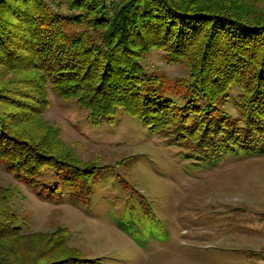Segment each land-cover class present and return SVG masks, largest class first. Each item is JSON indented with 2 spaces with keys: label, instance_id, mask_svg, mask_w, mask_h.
Returning a JSON list of instances; mask_svg holds the SVG:
<instances>
[{
  "label": "trees",
  "instance_id": "obj_1",
  "mask_svg": "<svg viewBox=\"0 0 264 264\" xmlns=\"http://www.w3.org/2000/svg\"><path fill=\"white\" fill-rule=\"evenodd\" d=\"M231 3L0 0V64L29 70L21 86L0 85V162L40 198L62 197L65 184L72 200L90 199V179L103 165L79 163L56 137L32 128L48 87L74 98L93 123L125 111L205 161L263 150L264 9ZM154 48L183 62L186 73L169 77L144 65ZM233 85L241 88L236 95ZM230 98L237 115L225 108ZM9 102L27 110L4 109ZM44 166L55 170L52 180L40 179ZM8 199L0 186V264H102L67 244L64 229L22 232ZM28 235L33 249L25 254Z\"/></svg>",
  "mask_w": 264,
  "mask_h": 264
},
{
  "label": "rangeland",
  "instance_id": "obj_2",
  "mask_svg": "<svg viewBox=\"0 0 264 264\" xmlns=\"http://www.w3.org/2000/svg\"><path fill=\"white\" fill-rule=\"evenodd\" d=\"M236 2L231 4L264 9V0ZM143 63L169 77L186 73L183 62H168L160 49ZM28 73L0 64V85L21 86ZM229 91L236 95L241 88ZM47 99L32 128L56 137L58 147L79 163L103 166L90 179V199L81 202L70 198L65 184L62 197L40 198L0 162V186L8 189L22 232L64 229L67 244L100 256L102 264H264V149L205 161L125 111L93 123L74 98L48 87ZM231 99L225 108L237 115ZM41 171L42 181L56 174L47 166ZM33 236L23 238L21 252L32 251Z\"/></svg>",
  "mask_w": 264,
  "mask_h": 264
}]
</instances>
